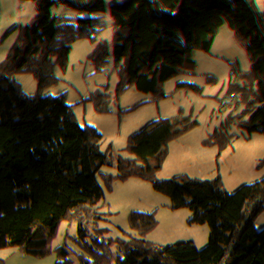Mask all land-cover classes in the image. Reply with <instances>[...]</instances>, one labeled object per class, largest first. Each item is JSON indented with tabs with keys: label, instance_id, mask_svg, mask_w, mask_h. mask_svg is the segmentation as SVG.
I'll use <instances>...</instances> for the list:
<instances>
[{
	"label": "trees",
	"instance_id": "obj_1",
	"mask_svg": "<svg viewBox=\"0 0 264 264\" xmlns=\"http://www.w3.org/2000/svg\"><path fill=\"white\" fill-rule=\"evenodd\" d=\"M52 1L34 5L31 12L36 14ZM176 1L110 0L97 12L103 20L94 25L90 38L104 40L136 9ZM258 2L264 0L238 1L209 29L194 16H173L149 22L128 36L117 35L112 49L96 58L87 75V82L93 83L104 69L108 72L105 93L98 101L82 102L70 90L69 72L50 76L43 102L58 105V119L70 132L86 133L82 154L98 162L92 181L98 185L128 170L130 175L115 183L109 204L102 207L100 219L107 229H94L78 168L59 153L54 139L32 143L23 165L33 197L30 206L38 210L11 233L0 252V264H136L135 258L161 264L179 260V264H264V162L256 157V151L264 148V97H259L262 109L243 117L239 126H233V120H219L239 103L232 98L217 102L225 92L242 86L250 93L261 91L264 55L241 57L233 45L234 35L226 53L202 51L207 38L222 34L224 24L241 20L242 11ZM170 28L178 31L169 35ZM149 44L160 46L144 52ZM27 48L6 75L7 83L25 90L24 72L32 59ZM255 48L259 50L258 45ZM196 49L206 64L167 72ZM73 59V55L67 59V67ZM214 91L217 94L207 101ZM3 96L12 104L19 102L11 91ZM200 118L214 122L212 142L185 138ZM146 136L149 140L143 145L140 138ZM103 158L109 162L101 164ZM38 170L46 172L42 198L34 180ZM167 175L180 186L179 198L172 202L150 190ZM210 182L226 187V194L204 195L192 186ZM32 183L33 191L28 188ZM135 191L142 195L133 197ZM250 191L262 196L243 195ZM132 210L153 212L159 219H133ZM212 214L222 216L223 223L208 220ZM49 223L58 225V233L40 253L33 233ZM3 224L0 207V234Z\"/></svg>",
	"mask_w": 264,
	"mask_h": 264
},
{
	"label": "built area",
	"instance_id": "obj_2",
	"mask_svg": "<svg viewBox=\"0 0 264 264\" xmlns=\"http://www.w3.org/2000/svg\"><path fill=\"white\" fill-rule=\"evenodd\" d=\"M238 1L242 0H177L174 3L153 5L147 10L136 9L133 15L116 24V30L122 36H128L149 22L173 16H194L200 26L209 29L221 14L230 13ZM249 9L248 7L242 11L241 20L224 24L222 34L207 38L202 51L226 53L232 46L231 37L242 27V20L250 18L256 21L262 16L261 13ZM102 20L103 15L97 14L93 23L98 24ZM177 31L178 28H170L166 32L170 35ZM263 35L264 18L255 39ZM152 42L155 40L152 39ZM194 51H198L197 60L204 65L206 60L202 56V51L200 49ZM54 57L52 50L44 47L38 49L36 57L27 64L24 72L28 90L21 95L18 103L9 106L0 114V207L4 213L0 252L8 244L11 233L28 223L32 217L33 210L30 205L33 197L27 190L28 175L23 165L27 146L44 137H50L56 141L59 153L72 164L78 163L84 146L86 133L73 134L60 123L58 117H48L41 107ZM182 58L167 68V72H173L175 68L181 67ZM0 89L3 95L10 91L6 75L1 71ZM216 94L217 91H214L206 100L210 101ZM108 162L107 158H103L100 163ZM104 201L107 205V199Z\"/></svg>",
	"mask_w": 264,
	"mask_h": 264
},
{
	"label": "crops",
	"instance_id": "obj_3",
	"mask_svg": "<svg viewBox=\"0 0 264 264\" xmlns=\"http://www.w3.org/2000/svg\"><path fill=\"white\" fill-rule=\"evenodd\" d=\"M45 1L47 0H0V19L2 20L0 22V62L7 64V69L3 72L5 75H7L6 73L9 72L15 61L21 62V56L26 45H28L27 50L32 56L31 61L36 57L40 47L52 50L55 55L57 69L55 68L56 72L53 69L54 72L51 74L59 73L64 76L66 72H69L70 79L72 76L71 68L85 65L88 70L93 65L92 58L94 56H84V58L82 56L80 58L79 53L89 54L87 51L92 46L98 50L112 49L114 39L110 35L104 40L90 38L92 28L95 25L93 23L94 17L99 9L110 0H53L36 14L31 12L34 5ZM96 5H99L97 12L89 13L90 7ZM105 51L103 54H105ZM72 55L74 56L73 62L67 67V59ZM8 86L10 91L19 99L26 91L21 86L9 83ZM11 105L13 104L10 100L0 95V114ZM48 105V114L46 115L48 117H58L60 112L58 105L55 103H49ZM30 147L31 144L27 146L26 151ZM83 167L91 173L90 176H93L97 162L88 160L83 162ZM45 176L46 172L44 171H38L34 175L38 198L43 197ZM33 187L32 183L29 184L28 188L33 191ZM87 199L89 202L88 195ZM88 209L89 215L91 214L89 203ZM33 210L37 211L38 207L34 206ZM57 226L56 223H49L33 233V241L39 246L40 253L51 245L52 238L58 233ZM134 262L136 264L137 262L138 264L154 263L149 260L144 262L140 258H135ZM157 264L161 263L157 262Z\"/></svg>",
	"mask_w": 264,
	"mask_h": 264
},
{
	"label": "rangeland",
	"instance_id": "obj_4",
	"mask_svg": "<svg viewBox=\"0 0 264 264\" xmlns=\"http://www.w3.org/2000/svg\"><path fill=\"white\" fill-rule=\"evenodd\" d=\"M99 5H96L95 7H90L89 13H96L98 10ZM249 10H254L258 13H261L262 16L254 21L250 18H244L242 20V27L241 29L234 35V43L233 45L236 47V49L239 52V55L246 59H251L256 56V54L264 55V35L261 36L259 39H255V35L258 34V30L261 27L263 18H264V2H258L250 6ZM135 32V31H134ZM133 33V32H132ZM122 36L117 30H116V24L114 25L113 29L111 30L110 36L113 39H116V36ZM167 42V41H165ZM259 46V50L255 48V46ZM160 45H154L149 44L147 45L143 51L144 52H152L156 48H158ZM92 52H89L86 55V53H79L80 58L83 56H94L92 58V62L94 64L97 57L103 55L105 49L98 50L95 49L94 46L90 49ZM109 49H106L108 51ZM105 51V53H106ZM198 51H192L185 56H183L181 60L182 66L191 67L192 64H195L198 62ZM69 54V52H67ZM66 54V55H67ZM54 61L52 64L51 69L49 70V76H51L53 69L56 72V61ZM9 61V60H8ZM207 63V62H206ZM205 63V64H206ZM56 68V69H55ZM7 69V64L5 62H0V71L5 72ZM91 71L90 69H86V66H78L71 68L72 76L71 81L69 84L70 90L75 91L76 95L80 98L82 102L85 103H92L95 101H98L105 93V83L107 80V70L104 69L103 72L99 75L98 79L93 82L89 83L87 82V75ZM7 74V73H6ZM65 75V74H64ZM85 80H84V79ZM146 84L144 85V87ZM0 95H3L0 89ZM259 97H264V88L261 89V91H253L249 92L248 88L246 86H242L240 90H234L231 92H225L221 98L217 100V102L223 101L227 98H232L234 101L239 103L238 109H234L232 111H228L225 114H222L219 117V120H233V126H239L241 124V119L248 115H255L258 111L262 109V106L259 104ZM49 103L42 102L41 107L45 114H48V108ZM51 111V110H50ZM213 129H214V122L208 118H200L196 120L190 128L186 131L185 138L186 139H199L204 142H212L213 139ZM133 132L138 133V130H133ZM149 140V136H146L144 138H140L141 143L144 145L146 141ZM83 150V149H82ZM82 150L80 152L79 161L77 164H74L78 171L81 174V177L85 184V193L88 195L89 198V204L91 205V214H89L90 217H92L94 221V229H97L99 227H102L103 229H107V225L105 222L100 219L102 217V207L106 205L104 199H107L108 203L110 202V198L113 195V192L115 191V183L119 180H123L127 178L130 175V171L126 173H121L120 175H114L110 177L109 179L103 181L102 183L96 185L92 181V177L90 176L91 173L87 171L83 167V162H87L88 160L84 158V155L82 154ZM256 157L258 161L264 162V149H258L256 151ZM98 164V162H97ZM42 171V170H38ZM37 171V172H38ZM192 174L191 172L186 173V175ZM183 184L185 185H191L187 181H184ZM196 190H198L200 193L204 195H223L226 194L227 188L226 187H220L215 184V182H210L207 184H196L192 185ZM179 188L180 186L176 183L174 178L171 175H167L162 178L161 183L156 188H151L153 193L159 192L164 195L166 200L168 202H172L179 198ZM133 197H140L142 195L141 191H135L131 193ZM244 196H262L261 193H257L255 191H250L243 194ZM97 196L98 198H96ZM97 204V205H96ZM130 217L137 220H158L159 216L156 215V213L153 212H138L136 210H132L130 213ZM207 219L210 221H215L218 224L223 223V217L217 214H212L210 216H207ZM262 233H264V227L261 229ZM150 261V260H149ZM153 262V261H152ZM179 261H174L173 264H179ZM138 264V262H137ZM150 264H157V262L150 263Z\"/></svg>",
	"mask_w": 264,
	"mask_h": 264
}]
</instances>
